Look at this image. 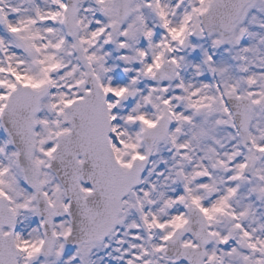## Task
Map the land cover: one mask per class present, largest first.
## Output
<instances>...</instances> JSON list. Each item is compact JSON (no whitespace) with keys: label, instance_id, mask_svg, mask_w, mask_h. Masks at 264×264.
I'll list each match as a JSON object with an SVG mask.
<instances>
[{"label":"snow or ice","instance_id":"6c2138e0","mask_svg":"<svg viewBox=\"0 0 264 264\" xmlns=\"http://www.w3.org/2000/svg\"><path fill=\"white\" fill-rule=\"evenodd\" d=\"M0 264H264V0H0Z\"/></svg>","mask_w":264,"mask_h":264}]
</instances>
